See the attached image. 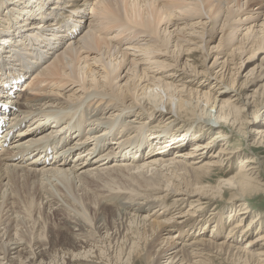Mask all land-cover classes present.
I'll return each instance as SVG.
<instances>
[{
  "label": "bare ground",
  "instance_id": "6f19581e",
  "mask_svg": "<svg viewBox=\"0 0 264 264\" xmlns=\"http://www.w3.org/2000/svg\"><path fill=\"white\" fill-rule=\"evenodd\" d=\"M262 46L264 0H0V198L20 193L13 182L24 175L22 193H69L79 215L59 222L66 234L57 230L48 241L41 231L14 235L0 262L16 264L11 255L22 252L30 260L17 264L37 258L51 264L59 250L68 254L65 264H148L152 234L178 225L179 239L196 236L179 248L173 236L158 237L171 250L163 254L165 264H204L214 251L237 264H264L263 219L260 213L248 219L245 201L264 193V123L250 124L241 107L249 103L231 92L247 58ZM258 77L264 79V62ZM254 92L251 121L264 107V80ZM252 134L257 138L248 146L232 144ZM39 180L42 189L29 186ZM78 192L110 193L120 221L108 226L98 217L93 226ZM18 200L30 218L36 203L31 196ZM222 201L231 208L223 226L216 205ZM215 220L209 236L194 231ZM12 225L2 227L9 236ZM248 233L253 237L244 242ZM23 237L28 242L18 241Z\"/></svg>",
  "mask_w": 264,
  "mask_h": 264
},
{
  "label": "rangeland",
  "instance_id": "374dc122",
  "mask_svg": "<svg viewBox=\"0 0 264 264\" xmlns=\"http://www.w3.org/2000/svg\"><path fill=\"white\" fill-rule=\"evenodd\" d=\"M257 5L255 4L254 6H253V8H255ZM38 21V19H36V20H34V21H32V22H37ZM220 34V33H219ZM219 34H217L216 36H215V38L212 40V41H210V46H213V45H216L217 44V42H218V40H219V37H220V35ZM237 34H239V32L237 33ZM220 51H222V55H219L220 57H224V55L223 54H225L226 53V48H222V49H220ZM202 53H197V54H195V58L198 60V55H201ZM243 56H245L244 57V59L248 56L247 54H244ZM263 57H264V46H262L261 48H259V49H257L252 55H250V57H248L247 58V60H248V63H247V66H246V69H244L243 70V66H242V68H241V70L239 71V73H238V77H237V82H236V86H235V90H232L231 92H232V94L234 95L233 97H238L239 95L242 97V102L243 103H245V101H247L248 103H249V105H246V104H242V106L241 107H243V110H244V113L242 114V115H247L248 114V116H246V119H248V121L250 122V124L252 123V122H257V121H260V122H262V123H264L263 122V120H264V107H262V108H260L259 110H258V116L257 117H255V119L254 120H252L251 121V119L252 118H250V116L249 115H251V114H249V113H251V111H253V105H252V103H251V101H252V98H254V99H258L259 98V95L258 94H255V89H257L258 88V85L259 84H261L262 82H263V80L264 79H261L260 77H258V78H256V79H254L253 77L258 73V71H259V69H260V66L262 65V63L264 62V60H263ZM211 59H213V57H211V58H209L208 59V61H207V63H208V65H210L211 64V62H212V60ZM222 59H218V61H221ZM246 60V59H245ZM246 62V61H245ZM244 62V63H245ZM252 67H254V75L252 74V75H248V76H246V77H248V78H251L252 76V78L249 80V81H246V83H245V85H243L242 84V86H240V83H242V82H244V75L247 73L246 71H248L250 68H252ZM199 69H200V67H199ZM219 69V66H217V67H215L214 68V71L215 70H218ZM122 75V74H121ZM247 78V79H248ZM213 79H211V78H209V81H208V87H211L212 85H213ZM206 86V87H207ZM222 86H224L223 88H224V90H227V82H222ZM203 89H207V88H203ZM212 93H213V91H211ZM214 95H218V94H215L214 93ZM217 98L218 99H220L221 98V94L219 95V96H217ZM264 106V105H263ZM161 111H163V112H165V110L162 108V109H160ZM89 117L91 118V119H93V118H95V117H93L92 118V112H91V110L89 111ZM153 123L154 122H149V123H147V126L149 127L150 125H153ZM250 124H248L247 126H251ZM264 129V128H263ZM215 129H213L212 130V132L208 135V136H206V138L205 139H208V138H210L211 136H213L214 135V133H215ZM254 138H257L256 137V134H252V136H248L247 137V135H246V138H243V137H241V136H237L236 137V139H234L233 141H232V144H234V142L235 143H242V144H244L243 146L244 147H246V145L247 144H250V142L251 141H253V139ZM248 146V145H247ZM213 150H215V149H212L211 151H213ZM242 150H244L245 151V148L243 149L242 148ZM261 150H259V152H260ZM262 151H264V150H262ZM209 153H213V152H210V151H208L207 153H206V155H208L207 157L208 158H211V156H209L210 154ZM71 155V154H70ZM261 155H263L264 156V153H262ZM245 155H240V157H237L236 158V160H235V162H234V164L232 165V167H233V169L230 171V172H232L233 170H235L238 166H239V163L241 162L240 160L244 157ZM262 160L264 161V157H262ZM226 169V168H225ZM260 169H261V172L264 174V163L260 166ZM20 173V172H19ZM23 174V173H22ZM220 173H215L213 176H212V180L215 182V180L217 179V176L219 175ZM21 175V174H20ZM22 176H24V175H22ZM22 176H19L18 177V175L15 177V179H14V182L13 183H15L14 185L18 188L19 186V189L20 190H18V191H20V193H5V195L2 197V198H4L3 200H1V198H0V201H1V203H0V251L5 247H7L9 244H11V243H13L14 242V240H9L10 238H12L14 235H15V238H18V237H21L19 234L21 233H27V235H28V232H29V230L30 231H32V234L35 236H37V234L39 235V233L38 232H42V233H40V235H41V240L42 241H46L47 239H50V238H52V236H51V234H54V232L55 231H57V230H60V232L62 233L63 232V234H66V232H65V228H64V226L65 225H61L59 222H61V221H63L64 219L65 220H68V219H76L77 217H79V215H75L76 214V212H74L73 210H71L72 209V207H74V209H75V204L73 203V205H72V203L71 202H69V201H67V200H71V199H69V193H66V194H68V195H66L65 193L62 195V193H60V195H59V193H56V194H53L54 196H50L51 195V193L49 194V193H22L23 192V190H24V192H25V186H27V179L25 178V177H22ZM29 177H31L30 176V174H29ZM19 178H21V179H19ZM23 178V179H22ZM26 179V180H25ZM261 179V181H263L264 180V175H262V177L260 178ZM16 180V181H15ZM20 180V181H19ZM29 181V183H30V180H28ZM18 182H20L19 184H18V186H17V183ZM25 184H24V183ZM21 183H23V184H21ZM41 182H40V180H39V182L37 183V182H34V184H31V185H29V186H33V187H35L34 189L35 190H37L39 187V184H40ZM36 184V185H35ZM23 188V189H22ZM39 189H42L41 187L39 188ZM1 194V193H0ZM70 194H72V193H70ZM79 197H82V200H80L83 204V206L85 205L86 206V209H87V212H88V215H89V218H91V220L92 219H94V224H93V226L95 225V222H96V219L98 218V217H102L104 220H105V222L108 224V226L110 225V224H114L113 222H117V221H120V216L121 215H118L119 213H118V211H117V206L115 205V204H112V202H114V200L113 199H110V193H76ZM97 194H100V195H103V197L102 196H100L99 195V197H100V199H99V197H97ZM11 195V196H10ZM39 195V196H38ZM41 195V196H40ZM62 195V196H61ZM66 195V196H65ZM89 195V196H88ZM92 195H94V196H92ZM224 195L225 196H227V194L226 193H224ZM16 197V199H14L15 197ZM32 197V199H33V202H35L36 203V205H37V208L36 209H33L32 211H31V214H30V218H32V220L30 219V218H28V217H25V213H22V211L23 210H19L20 209V207L22 206L21 205V203H20V201L18 200V197L19 198H21V199H23V200H26V199H28L29 197ZM49 196V197H48ZM56 196H59V197H57L58 199L60 198L61 199V201L60 200H56L55 201V199H56ZM61 196V197H60ZM0 197H1V195H0ZM6 197V198H5ZM53 197H55V199L53 198ZM66 197H67V199H66ZM102 197V198H101ZM252 197V198H251ZM38 198V199H37ZM40 198V199H39ZM53 198V199H52ZM93 198V199H92ZM103 198H105V199H103ZM107 198H109V199H107ZM36 199V200H35ZM94 199H95V204L93 203L94 202ZM97 199V200H96ZM105 200V202L103 201V200ZM136 200H134V202H137L138 200L140 201L142 198H135ZM6 200V201H5ZM14 200H16L17 202H19V203H16V202H13ZM102 200V201H101ZM106 200H111V201H106ZM126 200H128V199H126ZM37 201V202H36ZM47 201V202H46ZM55 201V203L54 204H50V203H53ZM60 201V202H59ZM64 201V202H63ZM122 201H124V200H122ZM129 201V200H128ZM245 201H246V203L248 204V210H250L251 211V215L248 217V219H250V218H253V217H255L256 216V214L258 213H260L259 215L262 217V219H263V221H262V225H264V193H259V194H257V195H251V196H248V197H245ZM57 202V203H56ZM111 202V203H110ZM45 203V204H44ZM59 203V204H58ZM97 203H104V206H105V209L103 210V211H101L103 208H104V206H100V205H102V204H97ZM13 204V205H12ZM17 204V209H16V205ZM106 204V205H105ZM109 204V205H108ZM112 204V205H111ZM220 205V208H221V212H222V217H223V219L224 220H222V225L221 226H223V223L224 222H226L227 221V215H228V213H229V211L231 210V208L230 207H227V205L222 201V202H217L216 203V205ZM64 205V206H63ZM90 205V206H89ZM222 205H224V207L222 206ZM20 206V207H19ZM39 206V207H38ZM72 206V207H71ZM100 206V207H99ZM68 207H70V208H68ZM187 208L189 207V205H187L186 206ZM185 207V208H186ZM212 207L213 206H211L210 208L212 209ZM39 208V209H38ZM64 210H63V209ZM102 208V209H101ZM214 208V207H213ZM70 209V211H73V212H69L68 210ZM16 210V211H15ZM62 210V211H61ZM66 210V211H65ZM120 210H124V209H120ZM151 210V209H150ZM13 211H15V212H13ZM18 211H20L19 213H18ZM38 211L40 212L39 214H38ZM76 211V210H75ZM101 211V212H100ZM117 211V212H116ZM17 212V213H16ZM24 212V211H23ZM67 212V213H66ZM69 212V213H68ZM22 213V214H21ZM33 213V214H32ZM4 214V215H3ZM8 214V215H7ZM23 214H24V217H23ZM68 214V215H67ZM9 215H11V216H9ZM12 215H13V217H12ZM39 216V218H38V216ZM75 215V216H74ZM4 216V217H3ZM9 216V217H8ZM22 218H21V217ZM63 216V217H62ZM163 216V215H162ZM69 217V218H68ZM8 218H9V220H8ZM28 218V219H27ZM37 218V219H36ZM67 218V219H66ZM35 219V220H34ZM152 219H154V218H151L150 219V221L152 220ZM158 219H163V217H159ZM177 219V218H176ZM217 219V218H216ZM5 220H6V222H5ZM12 220V221H11ZM37 220V221H36ZM64 220V221H65ZM180 220V219H179ZM179 220H177V221H179ZM36 222V224L35 223H33V222ZM181 221V220H180ZM104 222V223H105ZM220 221H217V220H215V223L214 222H208L209 224V226H204V224L203 223H200V225L198 226V228H196L194 231H196V233L197 234H201L202 232H206V236H209L210 234H211V229L213 228V229H215L216 228V224L217 223H219ZM10 223H13V225H12V228H13V230H11V232H10V236H9V234H7V232L5 233V230H9V229H6V228H2L3 226H5V224H10ZM18 224V223H20L19 225H15V224ZM245 223H247V220H246V222ZM2 224V225H1ZM4 224V225H3ZM25 224V225H24ZM28 224V225H27ZM33 224H35L34 225V228H33ZM215 224V225H214ZM31 225V226H30ZM116 225V224H115ZM256 226H254V228H253V232L256 230V228H257V226H258V221L256 222V224H255ZM260 225V224H259ZM29 226V227H28ZM37 226V227H36ZM225 226H226V228L224 227H222L223 229L221 230V232L223 233V235H225L226 233H227V231H228V227H227V223L225 224ZM26 227V228H25ZM29 229H28V228ZM32 227V228H31ZM178 227V225L176 226V225H173V226H170V227H167L168 229H166V230H163V231H161L160 232V234L158 235V236H156L155 237V234L156 233H153L152 234V236L150 237V238H155V241H154V243L152 244V247H150L148 250H147V248H146V255H147V253H148V251L150 252V258H149V260L148 261H150L148 264H157L158 262H159V264H165L166 263V259L167 258H165L164 257V255L163 254H165V252L167 253V252H169V251H171V250H167V246H168V244H165V242L166 241H164L162 244H160V245H158L159 243H160V239H163V238H165L164 240H167V238L169 239L170 237H172L173 236V240L174 241H177L178 240V244H179V242H181V244L182 243H187V242H189L188 240H186V239H189V237L190 236H196V235H194V234H190L188 237H185L184 239H182V240H184L183 242H182V240L181 239H179V237H178V231H177V228ZM77 227L76 226H74V230L76 229ZM177 228V229H176ZM186 228V227H185ZM39 229V230H38ZM204 229V230H203ZM2 230H4V231H2ZM21 231H23V232H21ZM193 231V232H194ZM198 231V232H197ZM250 231V230H249ZM192 232V233H193ZM251 232V231H250ZM195 233V232H194ZM208 233V234H207ZM185 234V233H184ZM249 234V233H248ZM2 235V236H1ZM32 235V236H33ZM39 235V236H40ZM254 235H255V233H254ZM22 236H23V234H22ZM49 237V238H48ZM158 237H161L159 240H158ZM251 237H253V234L251 235V233L244 239V242H247L248 240H250V238ZM8 238V239H7ZM47 238V239H46ZM82 238V237H81ZM14 239V238H13ZM7 241H9V242H7ZM19 242H28V241H26L25 240V237H23L21 240H18ZM48 241V240H47ZM99 244H101L100 242H98V244L97 245H99ZM107 244H108V242H107ZM101 246H104L103 244L101 245ZM181 245L179 244L178 245V247L177 248H179ZM48 247V246H47ZM107 248V247H106ZM19 249H20V247H19ZM18 249V250H19ZM108 249V251H109V249H110V251L111 250H117L115 247L114 248H107ZM115 250H114V253H115ZM28 251V248H26V249H24L23 250V252H27ZM108 251L106 252V254L108 253ZM143 252H145V249L143 250ZM212 254L210 255V256H206V257H204V258H206V260H204V264H237V261H231L230 259H232V258H228V256L226 257V256H224V255H222V254H219V252H216L215 253V251L214 252H211ZM112 255H114V254H112ZM111 255V256H112ZM218 255H220V256H218ZM22 256H24V253H22V252H20V253H16V254H12L11 255V257L12 258H14L13 260H10V262L11 263H15L16 262V264L18 263V261H19V259H21V260H24V261H26L25 263H28V260H30V258H27V259H23L22 258ZM66 256V257H65ZM67 256H68V254H64V253H61L59 250H57L56 252H53L52 254H51V256H50V260H52V263L51 264H65V262H62L63 260H65L66 258H67ZM38 261H39V258H37V260H36V262H35V264H38ZM4 262H6V264H8L9 262L8 261H6V260H4ZM4 262H0L1 264H3ZM147 262V261H146ZM140 264H142V263H140ZM144 264H146V263H144Z\"/></svg>",
  "mask_w": 264,
  "mask_h": 264
}]
</instances>
